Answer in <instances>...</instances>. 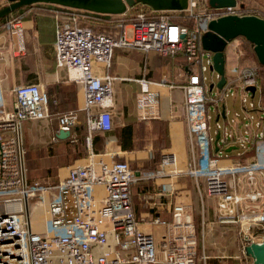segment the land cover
I'll list each match as a JSON object with an SVG mask.
<instances>
[{
  "label": "built area",
  "instance_id": "obj_1",
  "mask_svg": "<svg viewBox=\"0 0 264 264\" xmlns=\"http://www.w3.org/2000/svg\"><path fill=\"white\" fill-rule=\"evenodd\" d=\"M238 3L237 0L234 7L210 8L207 0H187L185 9L178 12L189 16L188 24L171 22L167 15L170 11L149 12L141 8L133 22L109 31L99 29L88 19L85 13L90 11L68 7L64 16L56 15L55 64L66 68L69 80L82 89L80 111L84 114L85 141L90 150L85 162L70 166L67 174L56 182L49 178L28 182L26 150L19 138L24 121L49 119L48 94L37 83L17 85L11 89L13 109L7 111L0 70V264H197V239L185 205H173L171 222L160 221L167 228L160 241L161 260H156L153 236L139 227L132 207V185L164 173L173 158L165 154L155 173H141L126 161L105 162L91 151L94 133L112 128L114 105L113 77L97 75L94 65L110 67L117 48L186 57L192 68L183 85L186 124L197 142L198 154L184 172L205 180V193L219 197L218 211L227 215L223 220L240 226L247 245L264 240V190L257 187L258 181L264 180V131L258 135L261 145L254 160L226 163L224 156L213 151L208 124V109L212 106L215 109L234 92L226 84L214 96H207L204 86L207 66L202 63V56H206L209 67L212 60L210 53L202 50L200 37L208 30L210 21L220 16L245 15L244 5ZM5 27L14 39L16 52L23 53L21 19H7ZM232 72L231 85L238 81L243 90L242 103L253 107L246 88L257 85V70L236 67ZM215 77L219 78L216 73ZM140 83L142 90L148 91L149 82L142 79ZM260 119L264 125V109ZM79 121L74 110L57 114L62 131L70 132ZM216 128V146L242 139L218 122ZM236 178L252 187L246 196L237 192ZM98 187L102 194H97ZM260 199L263 201L257 207L244 204L245 200ZM39 209L45 214L44 232L31 226V219ZM256 227L263 231L261 241H255L252 235Z\"/></svg>",
  "mask_w": 264,
  "mask_h": 264
},
{
  "label": "crops",
  "instance_id": "obj_2",
  "mask_svg": "<svg viewBox=\"0 0 264 264\" xmlns=\"http://www.w3.org/2000/svg\"><path fill=\"white\" fill-rule=\"evenodd\" d=\"M21 17L25 42L23 53L16 52L13 37L5 26H0V70L6 92V109H13L14 97L11 99L8 92L17 85L37 83L46 92L45 88H51L47 92L49 119L24 121L19 138L26 150V169L53 166L59 168V173L63 171V175L58 178L30 179L27 176L28 182L43 181L46 178L56 182L67 174L70 166L85 162L90 154L85 141L84 114L80 111L83 104L82 89L79 84L69 80L66 68L56 67L53 18L36 8L24 12ZM249 51H253L252 45H247L243 38L232 41L225 50L227 86H232L231 90L234 92L229 95H239L242 110L237 109L236 100H232L234 110L231 116L225 97L213 109L214 114L208 109L209 119L214 117L215 121L212 131L208 122L209 133L213 138V151L224 156L226 163L254 160L261 145L258 135L264 131V125L260 123L262 112L253 123L255 116L252 110H248L249 105L242 103L243 90L239 87V82L236 81L234 85L230 82L234 68L256 69L258 76L254 95L258 91L259 97L257 103L250 101L253 103L251 108L257 110L259 107L260 111L264 109V66ZM242 52H247V55L244 57ZM191 69L183 54L165 56L133 48H117L108 68L95 64L94 71L97 75L113 77L114 105L112 128L94 133L91 151L96 158L105 162L126 161L141 173H155L160 169L163 155H170L174 162L164 173L140 179L131 187L132 207L139 227L153 238L160 236L161 239L167 228L160 221L171 222L173 205L183 204L194 225L199 257L197 264H253V258L245 252L247 242L242 229L236 223L224 221L223 217L227 215L219 213V197L205 193L203 178L184 172L198 154L197 142L187 129L184 107L183 85ZM142 79L149 82L146 92L141 87ZM216 82L212 80L210 84L204 83L208 97L209 87L220 91L215 87ZM69 110L77 111L80 121L62 139L58 137L60 129L57 114ZM217 122L233 136L242 139L216 146ZM236 184L241 196H246L245 193L252 189L242 178H236ZM257 187L263 191L264 180H259ZM96 192L102 194V189L98 187ZM262 201L263 199L256 202L245 200L244 204L257 207ZM44 231L45 229L37 232ZM262 232L259 227L253 228L255 241L262 240Z\"/></svg>",
  "mask_w": 264,
  "mask_h": 264
},
{
  "label": "water",
  "instance_id": "obj_3",
  "mask_svg": "<svg viewBox=\"0 0 264 264\" xmlns=\"http://www.w3.org/2000/svg\"><path fill=\"white\" fill-rule=\"evenodd\" d=\"M8 4L0 8V18L20 7L36 3H51L63 7L83 9L86 11L119 15L129 8L141 3L155 11H182L187 0H7ZM210 8L234 7L237 0H207ZM237 38H243L252 45L257 61L264 65V18L254 15H224L210 21L208 30L200 37L202 50L210 53L212 65L210 69L218 75L215 87L222 90L227 84L225 69V50L228 44ZM246 90L253 96L256 86H248ZM224 109L222 116H224ZM70 132L60 130L59 138H66ZM218 136H216V139ZM215 143V142H214ZM247 255L253 258V264H264V240L253 242L245 247Z\"/></svg>",
  "mask_w": 264,
  "mask_h": 264
},
{
  "label": "rangeland",
  "instance_id": "obj_4",
  "mask_svg": "<svg viewBox=\"0 0 264 264\" xmlns=\"http://www.w3.org/2000/svg\"><path fill=\"white\" fill-rule=\"evenodd\" d=\"M238 4H243L244 5V10L243 14H252L254 13V15H261L260 17L264 18V0H238ZM204 4V2H202ZM7 4V0H0V7L3 5ZM128 34L129 36L131 35V30H128ZM236 40V39H235ZM243 46L244 43H242ZM241 50H243L242 47H240ZM244 57L247 55V52L243 54ZM202 63L206 64L207 66V71L205 72V75L207 76V83L210 84V82L212 80L217 81L216 77H215V73L212 72L210 70V67L207 65L206 62V56L203 55L202 56ZM264 86V81L262 83V87ZM47 90V92L49 93L50 89L49 87L45 88ZM209 90L207 91L209 97L210 95L214 96L215 93H218L217 91H215V89H213V87H209ZM9 96L11 97V99H13L14 95L13 92H8ZM238 94L236 93L235 95H229L228 97H225V100L229 103V108L231 110V116L233 115V106L231 104L232 100H236V107L237 109L242 110V106H241V102H240V98H238ZM258 97H259V92L257 91L256 94L254 95V97H251V95H249L248 100L250 101H254L257 103L258 101ZM14 100V99H13ZM256 108V107H255ZM257 110H253V108L248 106V110H252V114H254L255 118L252 120V122L254 123V121L259 119V115L262 111H260L261 109L258 107L256 108ZM210 113L214 114L213 111V106L210 107ZM248 121V120H247ZM209 124H210V129L211 131L214 129L215 127V121H214V117L212 119H209ZM28 170L26 171V175L28 177H30V179H34V178H42V177H53V178H58V176L63 175V171H61L59 173V168L57 167H53V166H48V167H35V168H27ZM31 226L33 228V230H44L45 229V214L44 211H40L36 210L32 219H31ZM160 236L159 237H155L154 238V246H155V256H156V260H161L163 258L162 256V251H161V245H160Z\"/></svg>",
  "mask_w": 264,
  "mask_h": 264
},
{
  "label": "trees",
  "instance_id": "obj_5",
  "mask_svg": "<svg viewBox=\"0 0 264 264\" xmlns=\"http://www.w3.org/2000/svg\"><path fill=\"white\" fill-rule=\"evenodd\" d=\"M7 4H8V1H7ZM33 8L39 9L49 14L53 18L54 26H55V16L59 15L62 17L69 11L68 7H63V6H59V5L51 4V3H36L32 5H27V6H20L14 9L13 11H11L7 16L0 18V26L1 25L5 26L7 19H21L22 20L23 19L21 17L22 14ZM141 8L147 9L149 12L151 11V8L148 5L138 3L134 5L133 7L129 8L124 14H121V15L98 14V13H91V12H86L85 15L88 16V19L90 21L95 23L96 27H98L101 30L109 31V30L117 29L120 25L129 24L133 22L136 19V14ZM242 11H245V10L243 9ZM167 15L169 17V20L174 23L188 24L190 22L189 16L183 12L170 11L167 13ZM150 16H154L153 13H151ZM243 40L247 45H251L245 39ZM250 53L255 56L253 51H251ZM262 89H263V94H264V86L262 87Z\"/></svg>",
  "mask_w": 264,
  "mask_h": 264
}]
</instances>
